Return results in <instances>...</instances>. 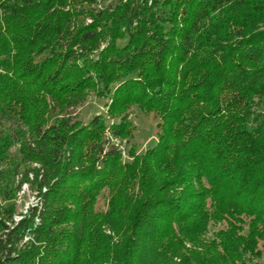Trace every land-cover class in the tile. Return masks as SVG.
<instances>
[{
    "label": "trees",
    "instance_id": "trees-1",
    "mask_svg": "<svg viewBox=\"0 0 264 264\" xmlns=\"http://www.w3.org/2000/svg\"><path fill=\"white\" fill-rule=\"evenodd\" d=\"M12 146L39 200L0 210V264H259L264 0H0L7 199Z\"/></svg>",
    "mask_w": 264,
    "mask_h": 264
},
{
    "label": "rangeland",
    "instance_id": "rangeland-1",
    "mask_svg": "<svg viewBox=\"0 0 264 264\" xmlns=\"http://www.w3.org/2000/svg\"><path fill=\"white\" fill-rule=\"evenodd\" d=\"M105 102V99L90 96L84 102L69 111L76 119L83 123H87L93 115L105 111ZM129 119L135 125V130L133 132V137L129 140V145L127 146L130 147V145L135 144L137 151L141 152L148 146L153 145L156 141V117L152 114L130 108ZM124 143L125 141L122 142L123 146ZM9 155L12 157L13 161L19 162V168L13 176L12 183L10 182L8 184V186L14 188L12 191L13 196L10 199L4 197L2 192L3 189L0 186V210L5 209L9 204H12L14 206L13 217L15 220L20 215L25 214L26 208L30 205V203L35 201L36 197L37 189L35 184H31L32 180H30V175L29 180L25 179L24 171L27 167H29V165H31V167H39V165L37 163L26 164L22 162L17 146H12L10 148ZM259 264H264V254L262 258L259 259Z\"/></svg>",
    "mask_w": 264,
    "mask_h": 264
},
{
    "label": "built area",
    "instance_id": "built-area-1",
    "mask_svg": "<svg viewBox=\"0 0 264 264\" xmlns=\"http://www.w3.org/2000/svg\"><path fill=\"white\" fill-rule=\"evenodd\" d=\"M30 176L32 177V174H30ZM44 191H45V187L42 188V192H44ZM38 200H39L38 191H36L35 201L32 202V203H30V205L26 208L25 213L27 212V210H28V208H29L30 206L37 204V203H38ZM21 217H22V215H20V216H19L18 218H16L15 220H18V219H20Z\"/></svg>",
    "mask_w": 264,
    "mask_h": 264
}]
</instances>
